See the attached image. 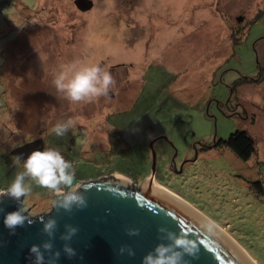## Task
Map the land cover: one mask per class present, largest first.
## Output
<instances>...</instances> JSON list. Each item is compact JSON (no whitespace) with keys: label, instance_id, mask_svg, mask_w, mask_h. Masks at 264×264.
<instances>
[{"label":"rangeland","instance_id":"rangeland-1","mask_svg":"<svg viewBox=\"0 0 264 264\" xmlns=\"http://www.w3.org/2000/svg\"><path fill=\"white\" fill-rule=\"evenodd\" d=\"M93 1L82 11L75 0H12L0 12V189L25 172L12 152L35 137L74 173L73 185L52 190L25 172L32 216L82 179L119 171L141 185L155 152L156 179L264 264V70L260 80L254 46L264 40V0ZM231 39L235 57L215 79ZM96 62L114 78L107 94L71 101L55 86L61 70ZM237 75L257 81L230 84ZM238 129L255 140L248 160L201 148Z\"/></svg>","mask_w":264,"mask_h":264},{"label":"water","instance_id":"water-1","mask_svg":"<svg viewBox=\"0 0 264 264\" xmlns=\"http://www.w3.org/2000/svg\"><path fill=\"white\" fill-rule=\"evenodd\" d=\"M10 2L0 0V7ZM75 4L88 11L94 1L75 0ZM43 147L42 139H37L16 147L12 154L24 160ZM155 173L154 152L152 172L141 185L118 175L82 179L73 191H57L51 209L36 216L24 210L21 197L0 195V264H37L33 245L43 256L41 264H144L147 254H155L161 244L171 245L181 234L196 240L198 251L189 254L181 249L179 264H254L208 217L159 188ZM72 193L84 202L64 207V197ZM14 210H23L26 219L8 228L4 217ZM49 220L53 226L45 229Z\"/></svg>","mask_w":264,"mask_h":264},{"label":"clouds","instance_id":"clouds-1","mask_svg":"<svg viewBox=\"0 0 264 264\" xmlns=\"http://www.w3.org/2000/svg\"><path fill=\"white\" fill-rule=\"evenodd\" d=\"M55 86L63 91L71 101L91 100L100 95L107 94L110 86L114 83V78L109 71L102 68L99 62L83 63L79 67L69 66L61 70L55 78ZM73 121L57 123L53 131L57 135H64ZM19 160V157H16ZM71 163L64 158L61 152L54 148L43 150H33L23 161V168L43 187L57 190L58 185H73V175L69 171ZM21 172L15 176L7 188L0 189V195L5 192L15 198H20L29 189L25 186L24 175ZM83 203V197L72 193L64 197V207H69L72 202ZM26 216L23 210L8 212L4 217V224L8 228L24 223ZM53 221L49 220L45 224V229H51ZM171 235V234H170ZM49 247V245H45ZM193 254L198 251V242L189 238L186 234L175 236L171 245L161 244L156 247L155 254L149 253L143 258L144 264H179L181 251ZM31 251L36 253L37 264L43 260L42 254L36 245L31 247ZM71 252V249H68Z\"/></svg>","mask_w":264,"mask_h":264},{"label":"trees","instance_id":"trees-1","mask_svg":"<svg viewBox=\"0 0 264 264\" xmlns=\"http://www.w3.org/2000/svg\"><path fill=\"white\" fill-rule=\"evenodd\" d=\"M2 8L0 7V11ZM264 67L260 68L259 79L263 77ZM257 81L255 78L242 77L239 78V81H235L237 84L243 82H252ZM236 84V85H237ZM232 91H234L232 89ZM228 147L230 148L237 156L243 160H248L256 152L255 140L250 133L245 129H238L234 132H231L227 138H219L214 141L211 147ZM255 185L261 186L263 181H254ZM261 193V192H260Z\"/></svg>","mask_w":264,"mask_h":264},{"label":"crops","instance_id":"crops-1","mask_svg":"<svg viewBox=\"0 0 264 264\" xmlns=\"http://www.w3.org/2000/svg\"><path fill=\"white\" fill-rule=\"evenodd\" d=\"M228 42H230V43H228ZM238 43H239V40H238ZM238 43L236 42H234V40H230V41H227V43H226V45H224V46H226L225 47V53L223 54L224 55V57H225V60H223V61H221L220 63H218L217 64V66H216V68H215V70H214V73H213V76H215V79H216V77H217V74L219 73V72H221L222 71V69L224 68V66L226 65V61H228L230 58H233V57H235V47H237V45H238ZM254 46H255V48H256V50H257V59H258V61H259V63H258V67H259V71H260V68H262V67H264V40H262V43L260 44V42L259 43H255L254 44ZM219 53V55H221L220 57H222L223 55H222V52H218ZM248 54H250V53H248ZM219 57V58H220ZM228 70V69H227ZM226 72L227 71H222L221 72V76H220V78H221V80H225V77H226ZM256 73V70L254 71V72H252V74H255ZM239 75H237V77L235 78V79H233L232 77H230V79H231V81H229V83L230 84H233V82H235V81H237L239 78ZM244 78L245 77H248V78H254L253 76L252 77H249V76H243ZM247 83V82H246ZM229 84V85H230ZM241 84H245V82H243V83H241ZM116 129V128H115ZM122 131V130H121ZM123 136L125 137L126 135H127V132H125V131H123ZM116 175H121V176H124V177H127V178H129V179H131L129 176H126V175H124V174H122V173H120L119 171H116ZM150 176V173H148V175H147V178ZM132 180V179H131ZM156 181L158 182V183H160V184H162V185H164L163 183H161L160 181H158L157 179H156ZM167 187V186H166ZM167 188H169V189H171L170 187H167ZM169 189H167V190H169ZM171 190H173V189H171ZM170 191V190H169ZM174 192H175V190H173ZM173 193V192H172ZM176 193L177 194H179L177 191H176ZM175 194V193H174ZM177 194H175V195H177ZM179 195H181V194H179ZM178 196V195H177ZM182 196V195H181ZM178 197H180V196H178ZM181 198V197H180ZM185 198V197H184ZM186 199V198H185ZM184 199V200H185ZM186 200H188V199H186ZM189 201V200H188ZM190 202V201H189ZM191 203V202H190ZM194 207H196L193 203H191ZM197 208V207H196ZM198 209V208H197ZM206 216V215H205Z\"/></svg>","mask_w":264,"mask_h":264},{"label":"bare ground","instance_id":"bare-ground-1","mask_svg":"<svg viewBox=\"0 0 264 264\" xmlns=\"http://www.w3.org/2000/svg\"><path fill=\"white\" fill-rule=\"evenodd\" d=\"M121 177H122V178H126V177H124V176H121ZM155 183H156V182H155ZM156 184L159 186V188L163 189V190H164L165 192H167L169 195L173 196L174 198L178 199V200L181 201L182 203L186 204V205H187L192 211L201 214V212H200V211H197V210L195 209V207H193L192 205H190V203H188V202L185 201L184 199L178 197L177 195H175V194L172 193L171 191L167 190L166 188L160 186L158 183H156ZM201 215L204 216V214H201ZM211 222H212L214 225H216L215 222H213L212 220H211ZM216 226H218V225H216ZM219 229H220V228H219ZM221 230H222V229H221ZM222 231L224 232V230H222ZM224 233L236 243V241H235L230 235H228V233H226V232H224ZM236 244H237V243H236ZM254 264H255V263H254Z\"/></svg>","mask_w":264,"mask_h":264},{"label":"flooded vegetation","instance_id":"flooded-vegetation-1","mask_svg":"<svg viewBox=\"0 0 264 264\" xmlns=\"http://www.w3.org/2000/svg\"><path fill=\"white\" fill-rule=\"evenodd\" d=\"M11 2H12V0H11ZM11 2H10V4H11ZM10 4H8L7 6H4L3 8L8 7ZM3 8H2V9H3ZM0 12H1V11H0ZM37 139H39V137H35V139H31V140H29V141H27V142H31V141H34V140H37ZM21 145H22V144H21ZM21 145H18V146H21ZM18 146H17V147H18ZM211 146H212V144H209V145H208V144H203L201 148H203V149H207V148H211ZM20 160H21V161H24L23 159H20ZM154 180H155L156 183H158V182L156 181V176H155V179H154ZM163 187L165 188L166 186L163 185ZM63 191H65V190H63ZM65 192H67V191H65ZM55 193H56V192H55Z\"/></svg>","mask_w":264,"mask_h":264},{"label":"built area","instance_id":"built-area-1","mask_svg":"<svg viewBox=\"0 0 264 264\" xmlns=\"http://www.w3.org/2000/svg\"><path fill=\"white\" fill-rule=\"evenodd\" d=\"M71 173L73 174L74 172L72 171Z\"/></svg>","mask_w":264,"mask_h":264}]
</instances>
